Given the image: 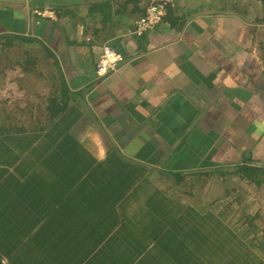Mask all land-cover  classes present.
Instances as JSON below:
<instances>
[{
  "label": "crops",
  "instance_id": "crops-1",
  "mask_svg": "<svg viewBox=\"0 0 264 264\" xmlns=\"http://www.w3.org/2000/svg\"><path fill=\"white\" fill-rule=\"evenodd\" d=\"M143 13L141 0H0V55L9 41L25 43L18 54L52 58H40L39 74L65 78L15 82L23 71L10 70L0 79L3 264H172L151 236L126 235L151 216L167 218L164 233L177 223L185 231L196 215L217 244L225 239L227 254L206 264H264V242L248 229L263 210L247 211L244 236L221 212L163 188L176 175L186 184L217 172L241 178L240 165L264 171V0H184L159 26L130 34ZM104 45L123 62L99 78ZM54 105L62 108L48 121Z\"/></svg>",
  "mask_w": 264,
  "mask_h": 264
},
{
  "label": "rangeland",
  "instance_id": "rangeland-1",
  "mask_svg": "<svg viewBox=\"0 0 264 264\" xmlns=\"http://www.w3.org/2000/svg\"><path fill=\"white\" fill-rule=\"evenodd\" d=\"M12 43V41L7 42V49L2 51L0 55V62H3L2 65H0V79H4L6 73L10 70H17L15 78L18 76L20 77V72L23 71L21 78L14 79L15 82H23L22 80L36 81L40 80L41 77L46 79V77L51 76L50 73L45 74L46 70L50 71L51 68H45L44 74L43 72L40 74L38 73L42 66H38L37 63H39V65L42 63L41 61H37L36 55L30 53V48L24 53H17V51H20L19 45H25V43L16 42L13 43L14 45L12 47H9ZM41 59L44 60L43 58ZM6 62L10 64V68H4V63ZM34 62L35 64H33ZM28 64H30L28 68L31 69H27V71L25 68ZM33 65L36 66L35 69ZM49 66L50 65H47V67ZM3 84L4 81L0 80L1 88H3ZM3 100V96L0 95V113L3 112L4 107H7L4 106ZM33 111H36L41 117L45 115L43 107L37 110L34 108ZM33 111L31 113H33ZM37 122L38 121H36L35 124H37ZM176 183V185L173 183L166 184L163 188L169 189V193H171L173 197L183 200L182 203L189 207L204 209V211L213 210L219 211V213L221 212L224 215L223 221L225 224L235 227V229L239 231L238 233L244 236H247V211H264V187L262 189H256L255 187L253 188V186L249 187L247 186V179L243 177L238 178L231 176L229 179L224 172H217L215 175L195 176L190 178L186 184H181V181H176ZM252 225L255 227H252ZM262 227H264V218L259 217L258 219L252 220L248 228L251 232L255 230L258 232L257 235L260 236L259 239L256 240L258 242H264V234L261 233L264 231ZM260 229H262V231H260Z\"/></svg>",
  "mask_w": 264,
  "mask_h": 264
},
{
  "label": "trees",
  "instance_id": "trees-1",
  "mask_svg": "<svg viewBox=\"0 0 264 264\" xmlns=\"http://www.w3.org/2000/svg\"><path fill=\"white\" fill-rule=\"evenodd\" d=\"M22 38L23 40L31 41L26 37H22ZM36 51L31 50L30 53H32V55H36ZM55 58L56 57H54L53 59L54 64L57 65L59 68L58 61ZM45 60H52V58L51 57L44 58V63ZM39 61L40 59H38V62ZM35 62L33 64H35ZM29 65L30 64H28L27 67L25 68L26 70L31 69L28 68ZM33 68L35 69L36 66L33 65ZM59 71H60L59 76L62 78V80L59 78L58 75H53L52 73H50L51 76L48 77V80H53L55 82L59 78V80H61L60 83L64 85L65 78H63L61 69H59ZM63 87L66 88L65 86ZM64 91L67 92V89H64ZM61 108L62 106L54 105V107H52V109H50L48 112L50 114L48 121ZM234 173L240 177L255 182V184L257 185H261L264 182L263 179L264 171L257 167L240 165L238 169L235 170ZM182 178L183 177L180 175L175 176V179L177 181H181ZM173 204L174 207L179 206V204L177 203H173ZM109 205H111V203H109ZM171 209L174 208L171 207ZM166 213H168V211H166ZM166 219L167 218H165V216H151L149 220L141 219L138 223H134V226L136 225L137 227L136 229L139 231L132 232V234H127L126 236L130 238L134 237L133 243L139 241L141 244L150 241V236H151L152 240L154 239L157 245H160L163 249H169L172 255L171 256L172 264H206L205 260L202 261V258L209 260V259H213L215 257L214 255H217V253L219 252L220 254L226 253V250L223 249V245L221 244L225 239H222L220 241L221 243L217 244V241L219 239L215 236L214 232L211 233L210 227L206 226L209 225L206 222V218L196 215V218H192L193 224H189L188 226L190 227H188V229L185 228L186 229L185 231L183 230V228L179 227L180 223H177L179 226L176 225L172 228L171 231H169L168 233H164V227L167 225L165 223ZM110 220L111 219L109 218V221ZM134 220L136 221V219ZM123 234L124 233L116 232L115 237L118 236L123 237ZM96 236H99V234H97ZM166 243H168V245H166ZM137 251L139 250L135 249L134 251L131 252L136 253ZM110 252L111 251H109L108 253L109 259L112 258V253ZM140 252H142V250ZM238 255L239 254L237 253V256Z\"/></svg>",
  "mask_w": 264,
  "mask_h": 264
},
{
  "label": "built area",
  "instance_id": "built-area-1",
  "mask_svg": "<svg viewBox=\"0 0 264 264\" xmlns=\"http://www.w3.org/2000/svg\"><path fill=\"white\" fill-rule=\"evenodd\" d=\"M184 0H141L144 13L135 21L130 34L141 36L149 30L159 26L165 17L166 10ZM41 16L48 13H38ZM123 62V57L109 45H104L95 64L99 78L117 71Z\"/></svg>",
  "mask_w": 264,
  "mask_h": 264
},
{
  "label": "water",
  "instance_id": "water-1",
  "mask_svg": "<svg viewBox=\"0 0 264 264\" xmlns=\"http://www.w3.org/2000/svg\"><path fill=\"white\" fill-rule=\"evenodd\" d=\"M0 264H3V262L0 260Z\"/></svg>",
  "mask_w": 264,
  "mask_h": 264
}]
</instances>
